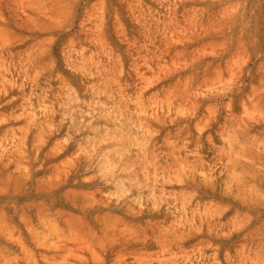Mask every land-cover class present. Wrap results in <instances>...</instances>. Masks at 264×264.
Masks as SVG:
<instances>
[{
  "label": "rangeland",
  "instance_id": "1",
  "mask_svg": "<svg viewBox=\"0 0 264 264\" xmlns=\"http://www.w3.org/2000/svg\"><path fill=\"white\" fill-rule=\"evenodd\" d=\"M0 264H264V0H0Z\"/></svg>",
  "mask_w": 264,
  "mask_h": 264
}]
</instances>
